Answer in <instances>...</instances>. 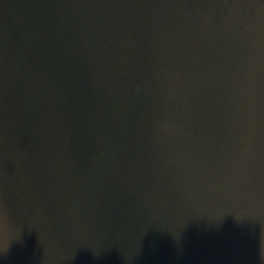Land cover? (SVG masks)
I'll use <instances>...</instances> for the list:
<instances>
[{"label": "water", "instance_id": "1", "mask_svg": "<svg viewBox=\"0 0 264 264\" xmlns=\"http://www.w3.org/2000/svg\"><path fill=\"white\" fill-rule=\"evenodd\" d=\"M0 264H264V0H0Z\"/></svg>", "mask_w": 264, "mask_h": 264}]
</instances>
